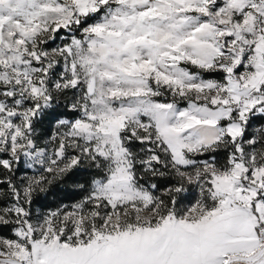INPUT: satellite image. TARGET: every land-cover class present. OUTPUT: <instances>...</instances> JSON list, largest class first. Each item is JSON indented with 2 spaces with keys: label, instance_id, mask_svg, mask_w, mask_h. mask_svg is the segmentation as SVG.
<instances>
[{
  "label": "snow or ice",
  "instance_id": "6c2138e0",
  "mask_svg": "<svg viewBox=\"0 0 264 264\" xmlns=\"http://www.w3.org/2000/svg\"><path fill=\"white\" fill-rule=\"evenodd\" d=\"M0 264H264V0H0Z\"/></svg>",
  "mask_w": 264,
  "mask_h": 264
}]
</instances>
